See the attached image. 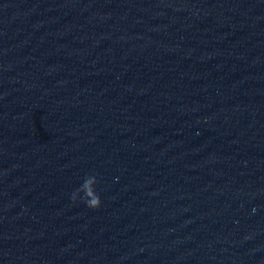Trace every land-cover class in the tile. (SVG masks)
<instances>
[{
  "label": "clouds",
  "instance_id": "9594fccd",
  "mask_svg": "<svg viewBox=\"0 0 264 264\" xmlns=\"http://www.w3.org/2000/svg\"><path fill=\"white\" fill-rule=\"evenodd\" d=\"M99 183L95 175H86L80 186L72 193L73 203L83 202L88 208L97 209L101 206V198L96 191Z\"/></svg>",
  "mask_w": 264,
  "mask_h": 264
}]
</instances>
